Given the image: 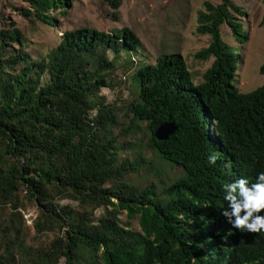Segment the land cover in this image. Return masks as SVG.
Instances as JSON below:
<instances>
[{
  "label": "trees",
  "instance_id": "trees-1",
  "mask_svg": "<svg viewBox=\"0 0 264 264\" xmlns=\"http://www.w3.org/2000/svg\"><path fill=\"white\" fill-rule=\"evenodd\" d=\"M22 1L29 5L23 15L53 28L50 11L66 15L70 7L69 0ZM107 2L115 10L122 4ZM204 7L197 33L211 42L196 58L214 61L203 82L195 83L180 54L139 66L126 129L117 108L94 100L115 69L107 51H139L131 29L67 31L35 60L20 31H0V206L13 203L23 187L43 209L39 231L64 232L48 252V264H264V232L236 229L221 214L227 207L222 186L240 177L254 182L264 171V85L247 93L235 86L241 56L224 41L221 27L230 28L242 50L248 39L243 10L233 0ZM145 124L148 147L184 172L162 191L154 182L140 188L127 181L146 164L142 157L119 160L135 145L119 138L129 139ZM165 124L173 131L159 141L155 132ZM212 154L218 155L215 164L208 160ZM65 194L83 211L57 205L56 197ZM101 207L111 210L96 223L93 210ZM123 212L140 231L121 226Z\"/></svg>",
  "mask_w": 264,
  "mask_h": 264
},
{
  "label": "rangeland",
  "instance_id": "rangeland-1",
  "mask_svg": "<svg viewBox=\"0 0 264 264\" xmlns=\"http://www.w3.org/2000/svg\"><path fill=\"white\" fill-rule=\"evenodd\" d=\"M69 2L70 7L64 9L66 15L50 11L57 20V27L53 28L33 16L23 15V10L28 9L29 5L22 0H0V31H20L26 41L27 52L31 53L35 60L45 57L56 48L67 31L87 28L113 33L124 28L131 29L141 41L139 51L130 56L125 52L115 55L111 50L107 51L109 59L115 62V69L108 78L109 87L103 88L94 100L97 104L117 108V118L124 129L128 128L131 119L128 115V105L138 95L136 72L139 66L156 64L162 54H180L185 59L195 83L199 84L203 82L205 72L214 61L213 58L208 61L196 58V54L207 48L211 42L209 35L197 33L198 16L205 10L206 2L218 5L221 0H122L117 10L107 0ZM233 2L246 14L241 21L248 39L241 50L229 27L222 26L221 33L224 41L233 46L241 56L235 86L239 92L247 93L264 85V75L261 73L264 65V0ZM112 14H117L118 19H113ZM95 110L92 116L96 114ZM142 128L141 131H134L129 139L119 138L120 144L135 142V145L122 152L119 160H135L142 157L146 164L139 173L127 177V181L140 188L154 182L162 191L164 186L172 184L183 176L184 172L183 169L159 158L148 147L146 124ZM172 128H166V131ZM113 132L116 135L119 129H114ZM211 132L213 133V129ZM55 200L61 208L83 211L80 202L71 194L56 197ZM110 210L105 207L93 210L96 223L104 219ZM42 211L23 187L13 203L0 206V230H6L5 233H0V261L5 264H48V252L54 249L55 244L58 246L57 240L63 238L64 232L58 228L39 231L37 223L44 220ZM12 214L16 216L13 217ZM12 218L14 223L10 224ZM120 220L121 226L126 229L140 231L138 221L128 220L125 212L120 216ZM81 254L84 258H89L85 250H82ZM60 264H64V260H61Z\"/></svg>",
  "mask_w": 264,
  "mask_h": 264
},
{
  "label": "clouds",
  "instance_id": "clouds-1",
  "mask_svg": "<svg viewBox=\"0 0 264 264\" xmlns=\"http://www.w3.org/2000/svg\"><path fill=\"white\" fill-rule=\"evenodd\" d=\"M217 154L208 157L209 163L215 164ZM227 207L221 214L236 229L250 233L264 232V171L259 172L254 182L247 177H240L223 186Z\"/></svg>",
  "mask_w": 264,
  "mask_h": 264
},
{
  "label": "water",
  "instance_id": "water-1",
  "mask_svg": "<svg viewBox=\"0 0 264 264\" xmlns=\"http://www.w3.org/2000/svg\"><path fill=\"white\" fill-rule=\"evenodd\" d=\"M169 127H172L171 125L169 124H165L163 126H160L156 132H155V138L159 141H165L167 140L169 134L172 133L173 130H170V131H166V128H169Z\"/></svg>",
  "mask_w": 264,
  "mask_h": 264
}]
</instances>
